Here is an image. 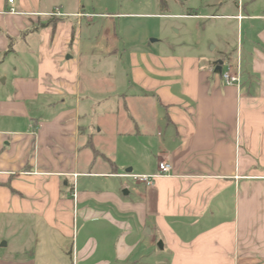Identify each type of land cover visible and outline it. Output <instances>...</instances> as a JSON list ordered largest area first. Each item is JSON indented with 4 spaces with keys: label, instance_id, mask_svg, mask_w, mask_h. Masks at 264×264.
<instances>
[{
    "label": "crops",
    "instance_id": "crops-1",
    "mask_svg": "<svg viewBox=\"0 0 264 264\" xmlns=\"http://www.w3.org/2000/svg\"><path fill=\"white\" fill-rule=\"evenodd\" d=\"M73 1L0 0V214L36 226L0 264H264V15L220 59L239 86L132 52L109 99L122 57Z\"/></svg>",
    "mask_w": 264,
    "mask_h": 264
},
{
    "label": "rangeland",
    "instance_id": "rangeland-1",
    "mask_svg": "<svg viewBox=\"0 0 264 264\" xmlns=\"http://www.w3.org/2000/svg\"><path fill=\"white\" fill-rule=\"evenodd\" d=\"M78 1L89 13L81 18L83 36L98 37L102 49H112L122 57L118 65L121 84L116 90L108 86L102 95L109 99L129 92L126 56L130 53H171L220 60L224 53L241 49L252 25L259 22L247 15H264V0H74L73 4L78 5ZM239 13L244 20L229 16ZM83 66L86 72L87 65ZM223 68L227 70L225 64ZM24 222L27 220L0 214V254L19 247L26 230L36 229L31 223L20 227ZM3 242L6 246H2Z\"/></svg>",
    "mask_w": 264,
    "mask_h": 264
},
{
    "label": "built area",
    "instance_id": "built-area-1",
    "mask_svg": "<svg viewBox=\"0 0 264 264\" xmlns=\"http://www.w3.org/2000/svg\"><path fill=\"white\" fill-rule=\"evenodd\" d=\"M14 0H9V2H13ZM227 66V70L224 71L223 66H222V71H221V76L223 78V80L227 83V84H234V85H240L241 81H242V69H241V65L238 63L237 67L235 70H233L232 65L230 63V61H224L223 65ZM159 172L155 175H134V174H124V176H129V177H133L134 179H139L141 181H144L148 184L152 183V179L155 176L158 175H171L172 174V165L171 163L167 162V161H161L159 163V168H158ZM74 198H77V193L74 187V193H73Z\"/></svg>",
    "mask_w": 264,
    "mask_h": 264
},
{
    "label": "water",
    "instance_id": "water-1",
    "mask_svg": "<svg viewBox=\"0 0 264 264\" xmlns=\"http://www.w3.org/2000/svg\"><path fill=\"white\" fill-rule=\"evenodd\" d=\"M222 63H223V61L219 60V65L217 68L219 69L220 72L222 71ZM5 245H6V242H3L2 246H5ZM160 247H162V243H160Z\"/></svg>",
    "mask_w": 264,
    "mask_h": 264
}]
</instances>
